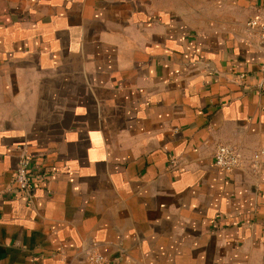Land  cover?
<instances>
[{
  "label": "crops",
  "instance_id": "1",
  "mask_svg": "<svg viewBox=\"0 0 264 264\" xmlns=\"http://www.w3.org/2000/svg\"><path fill=\"white\" fill-rule=\"evenodd\" d=\"M252 17L264 0H0V264H264Z\"/></svg>",
  "mask_w": 264,
  "mask_h": 264
},
{
  "label": "built area",
  "instance_id": "2",
  "mask_svg": "<svg viewBox=\"0 0 264 264\" xmlns=\"http://www.w3.org/2000/svg\"><path fill=\"white\" fill-rule=\"evenodd\" d=\"M248 30H255L258 41L264 44V20L258 17H252L246 22ZM264 155V149H258L252 157V164L258 165L261 157ZM213 163L223 171H232L242 165V159L238 151L226 144H218L213 154ZM14 182L21 192L30 190V158L23 155L20 158L17 170L15 172ZM87 261L90 264H103L104 257L98 251L92 250L87 253Z\"/></svg>",
  "mask_w": 264,
  "mask_h": 264
}]
</instances>
